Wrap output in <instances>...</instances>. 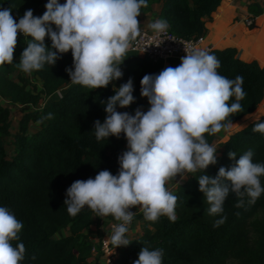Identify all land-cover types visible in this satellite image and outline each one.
I'll return each mask as SVG.
<instances>
[{
	"label": "trees",
	"instance_id": "1",
	"mask_svg": "<svg viewBox=\"0 0 264 264\" xmlns=\"http://www.w3.org/2000/svg\"><path fill=\"white\" fill-rule=\"evenodd\" d=\"M221 1L147 0V7H141L140 16L149 12L154 3L161 2L158 19L167 21L171 32L181 37H198L206 29L204 17L211 16ZM46 3L47 0H0V9L11 8L12 15L21 16L32 9L39 17L46 11ZM254 6L250 4V10L253 11ZM25 39L27 37L23 36L18 39L13 63L0 65V97L33 106L24 111L18 121L12 154L8 158L3 137L10 134V112L0 105V206L8 208L23 224L19 240L12 242L13 246L25 245L20 264H87L92 241L84 230L95 213L85 206L76 216H71L64 200L66 190L74 181L94 178L101 170H109L114 175L119 171L118 157L125 145L124 134L98 141L93 129L95 121L103 122L107 115L104 104L114 95L113 85L90 90L71 84L59 97L42 106L47 96L70 83L66 69L73 66L72 54L71 51L64 53L55 65L45 64L41 70L33 71L31 74L41 81V88L34 90L36 87L28 88V78L17 67L27 47ZM45 43L50 46V38L46 37ZM209 53L220 61L217 69L220 75L232 80L237 76L243 78L246 95L240 101L242 111L225 122L229 125L253 113L263 100L264 66L256 60L240 59L233 46L212 48ZM120 68L123 75L117 83L122 85L131 78L135 101L123 110L118 106L117 110L133 115L137 108L147 111L149 102L138 101L144 98L140 94L142 77L153 74L148 61L130 55ZM13 73L17 80L11 76ZM232 102L235 97L229 101ZM31 122H38L39 126L29 132ZM257 122H264V113L228 134L221 144L216 164L177 184L172 192L177 197L174 222L166 216L155 222L147 221L142 212L133 216V220L141 222V234L128 239L129 245L120 246L117 264H133L142 246L163 249V264H264V193L251 205L245 197L242 207H236L237 197L230 193L223 212L212 216L198 183V178L204 174L215 177L221 166L231 168L249 149L254 153V162L264 163V134L252 131ZM216 134H206L209 144ZM229 151L237 154L235 159L229 158ZM260 179L264 187V177ZM259 214L262 216L258 217ZM224 217L223 223L214 226ZM64 227L69 228V233L55 237Z\"/></svg>",
	"mask_w": 264,
	"mask_h": 264
},
{
	"label": "clouds",
	"instance_id": "2",
	"mask_svg": "<svg viewBox=\"0 0 264 264\" xmlns=\"http://www.w3.org/2000/svg\"><path fill=\"white\" fill-rule=\"evenodd\" d=\"M142 6L147 7V0H47L42 16H34L28 9L18 22L11 8L0 9V65L13 63L22 34L27 37V47L17 67L23 73L41 70L45 64L53 66L71 51L73 66L66 69L70 81L90 90L106 88L122 77L120 65L141 36L137 18ZM149 28L161 35L169 24L158 19ZM185 52L178 66L142 77L140 94L150 104L146 112L140 108L134 115L118 111V106L126 108L135 101L133 83L130 78L118 88L113 85L114 95L104 104L107 115L103 122L96 120L93 129L98 141L124 134L127 150L118 157L119 171L114 175L101 170L94 178L74 181L66 190L64 204L69 215L76 216L87 206L95 216H112L120 222L109 237L114 249L130 244L126 233L133 207L147 221L155 222L161 216L171 222L177 219V197L167 189V182L177 175L183 181L187 174L204 172L216 164L217 149L207 142L206 134L218 133L234 113L242 111L243 78L220 75V61L207 50L185 47ZM233 97L235 102L229 103ZM252 131L264 134V122L255 123ZM253 155L249 149L231 168L221 166L215 177L204 174L198 178L199 190L210 205L209 215L223 212L230 193L237 197L236 207L244 205L245 197L249 205L254 204L264 193L260 179L264 163L254 162ZM228 156L235 159L237 154L229 151ZM22 228V222L0 206V264L23 260L25 245L12 243L19 240ZM163 256V249L142 246L133 264H163Z\"/></svg>",
	"mask_w": 264,
	"mask_h": 264
},
{
	"label": "crops",
	"instance_id": "3",
	"mask_svg": "<svg viewBox=\"0 0 264 264\" xmlns=\"http://www.w3.org/2000/svg\"><path fill=\"white\" fill-rule=\"evenodd\" d=\"M250 4L255 5L253 11L249 8ZM160 7L161 2L154 3L149 12L142 14L139 17V22L141 23L140 26L150 29L149 24L154 22L155 20H158V12ZM249 14L254 15V23L251 26L246 25L244 22V18H246ZM33 15L37 16L36 13H33ZM204 20L206 26V29L203 33L204 44H210L212 48L233 46L236 48L237 55L240 59L245 61L256 60L260 65L264 66V0H222L221 3L218 5L217 9L212 13V15L204 17ZM130 55L132 54L128 51L125 58ZM181 57L182 56L178 54L166 61H147L153 71V74H158L160 71H162L168 66H178L181 63ZM15 79L17 80V76ZM71 84L73 83L70 81L69 84H65L59 87L57 90L64 88L63 90L65 91ZM112 85H115V87L117 88L120 86V84L117 83V80L113 81ZM57 90H55V92H53L51 95L47 96L44 99L42 106L46 105L47 102H49L50 100L57 98L53 97L49 101L45 102V100L48 97L54 95ZM146 99L147 98L144 97L138 102H144ZM2 103H7L2 106L7 107L9 109L10 116V106L12 105L24 108L23 112L31 109L29 105L14 103L7 98L0 97V104ZM119 109L123 110L124 108L119 107ZM23 112L20 113L19 119ZM261 113H264V97L253 113L246 115L241 120H238L226 126L230 127L232 125L233 129H231L225 136H221V144L230 132L242 126L246 122L252 120L253 118L257 117ZM246 118H249V120L244 122L243 124H240ZM33 124L37 125H35L36 128L39 126L38 122H31L29 128ZM35 129H33V131ZM126 143L127 141L125 140V144ZM210 145H212V143ZM126 150L127 148H123V151ZM177 181L179 180L176 179L175 182H167L166 187L171 193L174 192V190L176 189H172V187L173 184L177 183ZM129 210L134 212V215L140 213L139 209L135 207ZM111 218L114 219L112 216H108L102 219L97 218V216L93 215L90 219L89 226L84 230V233L87 236L88 240L94 241L96 239L98 225L101 220H109ZM127 227V239H134L141 234L140 221L132 219ZM68 233L69 228L64 227L55 233V237L65 236ZM87 264H103V260L99 259L94 261L91 256H89Z\"/></svg>",
	"mask_w": 264,
	"mask_h": 264
},
{
	"label": "built area",
	"instance_id": "4",
	"mask_svg": "<svg viewBox=\"0 0 264 264\" xmlns=\"http://www.w3.org/2000/svg\"><path fill=\"white\" fill-rule=\"evenodd\" d=\"M12 16L17 22L22 17L19 14H13ZM244 22L248 26L253 25L254 15L249 14L244 18ZM140 30L141 36L134 43L129 52L132 55L142 57L146 60L166 61L178 54L183 57L186 54L185 47H197L207 50L208 52L212 49L210 44L203 43V35L198 37H181L171 32L169 29H167L165 33L157 35L151 29L142 26H140ZM21 36L23 35L21 34L18 39ZM23 75L28 78V88L36 87L34 90H39L41 88V81L37 76L25 73ZM29 106L33 108L31 105ZM119 223L120 222L115 219L101 220L99 222L97 237L92 241L90 251V256L94 261L102 259L103 264H117L121 252L120 246L114 249L110 243L109 237L112 233L113 226Z\"/></svg>",
	"mask_w": 264,
	"mask_h": 264
},
{
	"label": "rangeland",
	"instance_id": "5",
	"mask_svg": "<svg viewBox=\"0 0 264 264\" xmlns=\"http://www.w3.org/2000/svg\"><path fill=\"white\" fill-rule=\"evenodd\" d=\"M21 74H24V73H22L21 72ZM11 76L13 77V78H16V73H13V74H11ZM64 88H62V89H59V90H57L56 91V93H54V95H52V96H50V97H48L46 100H45V102L46 101H49L50 99H52L53 97H58L59 95H61L62 93H63V90ZM145 103H148V99H146L145 101H144ZM48 103V102H47ZM4 104H7V103H2V104H0L1 106L2 105H4ZM11 107V109H10V111H11V116H10V134L9 135H6V136H4L3 137V145H4V148H5V153H6V156L9 158L10 156H11V154H12V149H13V147H12V141H13V138H14V136H15V132L16 131H18V119H19V116H20V113L21 112H23V110H24V108H20V107H18V106H10ZM249 120V118H246V119H244L243 120V122H241L240 124H243L244 122H246V121H248ZM36 124H33L32 126H30V128H29V131H33V129H35L36 128V126H35ZM231 129H233V126L231 125L230 127H225L224 129H222L221 131H219L217 134H216V136H215V138H214V140H213V142H212V145H210V146H212V147H214V148H216L217 150H216V153H215V155H216V157L219 155V153H220V151H221V136H225ZM123 148H127V143L124 145V147ZM124 151L122 150V153H123ZM194 173H189V174H187L188 175V177L189 176H191V175H193ZM177 180H179V182L181 181V178L180 177H177L176 178ZM176 180H174L173 182H175ZM177 184H178V182L177 183H175V184H173V187H172V189H174V188H176L177 187ZM171 189V190H172ZM262 216V214H259L258 215V217H261Z\"/></svg>",
	"mask_w": 264,
	"mask_h": 264
}]
</instances>
